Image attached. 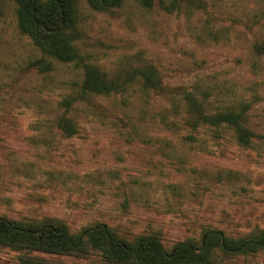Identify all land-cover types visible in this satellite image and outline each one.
<instances>
[{
	"label": "rangeland",
	"instance_id": "obj_1",
	"mask_svg": "<svg viewBox=\"0 0 264 264\" xmlns=\"http://www.w3.org/2000/svg\"><path fill=\"white\" fill-rule=\"evenodd\" d=\"M77 6L78 63L41 73L14 0H0V216L70 233L104 224L168 250L264 229V0ZM85 65L114 90L82 92ZM243 109L247 146L207 121ZM0 264L119 263L0 245ZM208 264H264V251L215 249Z\"/></svg>",
	"mask_w": 264,
	"mask_h": 264
},
{
	"label": "trees",
	"instance_id": "obj_2",
	"mask_svg": "<svg viewBox=\"0 0 264 264\" xmlns=\"http://www.w3.org/2000/svg\"><path fill=\"white\" fill-rule=\"evenodd\" d=\"M79 0H14L18 32L30 40L39 57L28 66L41 73L52 69L54 62L78 63L75 46L80 37L78 28ZM91 10L106 12L119 7L123 0H81ZM149 6L151 0H140ZM264 55V41L256 47ZM82 92L108 94L114 85L96 68L85 65ZM244 109L229 110L220 116L207 117L214 127L231 128L238 144L247 146L255 135L245 127ZM264 138V136H258ZM0 245L16 246L49 254H87L102 252L119 264H208L215 249L226 254H247L264 251V229L252 231L239 238L225 236L214 230L194 244L186 240L165 249L154 236H137L131 241L118 238L104 224L70 233L64 226L49 221H13L0 216Z\"/></svg>",
	"mask_w": 264,
	"mask_h": 264
}]
</instances>
